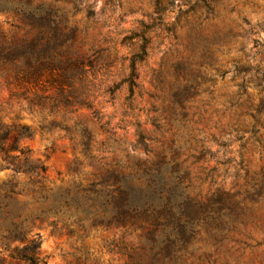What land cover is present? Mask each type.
I'll use <instances>...</instances> for the list:
<instances>
[{"label":"rangeland","instance_id":"obj_1","mask_svg":"<svg viewBox=\"0 0 264 264\" xmlns=\"http://www.w3.org/2000/svg\"><path fill=\"white\" fill-rule=\"evenodd\" d=\"M155 1L0 0V45L17 43L34 34L29 28L30 18L17 10L20 2L30 9H38L43 3L64 12L69 28L77 27L76 42L83 43L81 51L87 52L92 45L96 50L103 49L114 61L107 71L101 69L93 80L91 108L81 107L63 116L60 111L48 114L39 108L29 109L23 97L32 96L35 89L18 79L12 63L0 62V132L7 131L3 145L7 148L12 143L17 129L28 128L31 137H20L15 143L17 150L9 151L8 155L18 156L15 163H21L26 157L28 163L45 167L44 172L38 171V177H30L21 170H14L0 156V197L3 193L10 194L9 209L12 210L0 219V264H31L16 258L15 251L36 235L40 244L34 253L35 264H137L142 257L148 259L147 225L138 227L141 221L133 225H96L85 233H67L60 226L68 220V213L59 212L45 220L23 221L26 231L22 239L6 238L10 220L24 219L29 208L21 205L30 203L33 198L29 191L10 193L12 183L16 184V189L37 188L39 184L34 185L32 181L38 179L47 193L70 188L77 182L85 186L94 176L99 177L105 162H112L115 157L129 153L137 154L141 160L152 158L161 148L170 145L171 134L177 136L176 128L181 131V124H185L194 136L195 149L204 148L211 154L212 158L206 154L204 167L211 168L227 159L242 160L246 165L240 169L238 180L242 183L245 170L259 172L264 166V142L258 144L248 132L252 126L258 128L255 136L264 141V110L258 117L249 113L264 100V0H220L213 16L203 23L206 36H212L223 24L231 28L232 36L213 53L209 63L199 67L197 94L184 102L188 115L182 119L178 117L180 121L173 122L171 130L167 125L170 112L162 113L160 108L171 106L168 86L175 81L173 64L189 55L182 46L186 43L185 27L177 24L179 8L184 11L199 5L194 12L182 14L180 24L184 18L194 21L204 17L205 9L200 5L201 0H171L172 7L167 4L169 0H157L165 9L164 22L172 24L174 29L167 33L161 26L146 34L147 53L136 65L140 87L129 109L126 107L127 85L119 81L135 50L131 43L137 44L139 38L135 36L129 40L128 37L140 34L143 25L152 23ZM88 10L93 15L87 18ZM121 58L125 59L121 61ZM162 69L168 72V82L160 87L155 74ZM92 111H96L98 117L93 116ZM82 128L90 134L86 154L81 152ZM138 130L146 136L147 153L142 148H137L136 153L131 149L138 139ZM239 136L241 140H237ZM112 147L116 152H111ZM21 148L28 151L20 154L18 149ZM183 153L181 159L190 151L185 149ZM234 162L228 166V172L233 171ZM186 165L192 173L197 171L198 166L191 164L190 159ZM219 168L221 171L222 167ZM230 181L229 177L223 180L226 188ZM78 197L81 199L79 194ZM70 210L74 211V204L70 205ZM52 220L56 228L51 227ZM248 229L258 245L248 240V247L227 241L213 257L201 263L193 260V263L264 264V234L256 227Z\"/></svg>","mask_w":264,"mask_h":264},{"label":"trees","instance_id":"obj_2","mask_svg":"<svg viewBox=\"0 0 264 264\" xmlns=\"http://www.w3.org/2000/svg\"><path fill=\"white\" fill-rule=\"evenodd\" d=\"M219 1L201 0L205 16L197 17L194 21L184 18L183 24H180V16L194 12L199 5L197 3L184 11L179 8L177 24L185 27L186 43L182 46L189 55L173 64L175 81L168 86L171 106L160 108L162 113L170 112L168 130L172 129L173 122L188 115L184 102L197 94L199 67L209 63L213 53L232 36V30L226 24L217 28L212 36L203 33V23L210 15L213 16ZM167 4L172 7L173 1L169 0ZM155 5L152 23L143 25L140 34L128 37L129 40L135 36L139 38L137 44L131 43L135 50L128 58L125 75L119 81V84L127 85L129 95L126 107L129 109H132V97L140 87L136 65L144 60L147 53L149 41L146 34L150 29L161 26L167 33L174 29L172 24L164 22L165 9L158 5L157 0ZM17 10L30 18L29 28L34 34L17 43L0 45V62L12 63L18 79L35 89L32 96L23 97L28 108H39L48 114L60 111L62 116L81 107L91 108L93 80L101 69L107 71L114 61L104 54L103 49L96 50L92 45L86 50L89 53L81 51L83 43L76 42L77 27L69 28L65 13L53 10L49 4L41 3L38 9H30L26 3L20 2ZM92 15L93 12L88 10L87 18ZM124 59L121 58V61ZM167 73L163 69L156 72L158 86L168 82ZM263 110L264 100H261L249 113L252 117H258ZM92 113L98 117L96 111ZM136 126H139L137 122ZM177 131V136L171 134L170 145L161 148L152 158L141 160L137 154L129 153L124 157H115L112 162H105L99 177L94 176L85 186L77 182L70 188L47 193L38 179L32 181L34 185L39 184L37 188L16 189V184L12 183L10 193L29 191L33 198L30 203L21 205L22 208H29L24 219L17 222L10 220L5 237L22 239L26 231L23 221L45 220L49 215L61 212L68 213V220L60 226L67 233H85L96 225H133L137 221H141L138 225L140 228L147 225L148 259L142 257L143 260L137 264H194L193 260L201 263L213 257L227 241L248 247V240L258 245L248 227H256L264 234V166L259 172L245 170L243 182L239 183L240 169L246 166L242 160L234 162L227 159L218 161L211 168L204 167L206 154L212 158L211 154L204 148L195 149L192 142L196 143V140L185 124H181V131L177 127ZM257 131L258 128L252 126L248 132L254 141L262 144L264 141L255 136ZM80 132L81 152L86 154L89 152L90 134L86 128ZM6 135L7 131L1 130L0 156L7 164L30 177H38V171L44 172L43 165L28 163L26 157L21 163H15L18 156L8 155L9 151L17 150L15 143L20 137H31L28 128L17 129L7 148L3 145ZM137 137L131 149L136 153L137 148H142L147 153L146 136L138 130ZM241 139L242 136L237 138ZM185 149L190 153L181 159ZM18 151L25 154L28 150L21 148ZM111 152H116L114 147ZM189 159L191 164L198 166L194 173L186 165ZM232 161L233 171L228 172ZM219 166L222 167L221 171ZM228 177L231 181L226 188L223 180ZM10 197L9 193H3L0 197V219L12 213L9 209ZM71 204H74V211L70 210ZM50 225L52 228L57 226L54 220ZM39 244V236L36 235L15 251V257L35 264L34 253Z\"/></svg>","mask_w":264,"mask_h":264}]
</instances>
